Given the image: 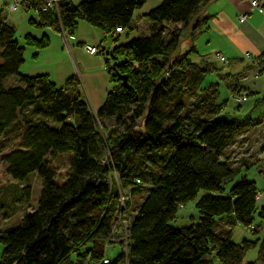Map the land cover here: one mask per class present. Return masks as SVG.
Instances as JSON below:
<instances>
[{"label":"trees","instance_id":"trees-1","mask_svg":"<svg viewBox=\"0 0 264 264\" xmlns=\"http://www.w3.org/2000/svg\"><path fill=\"white\" fill-rule=\"evenodd\" d=\"M211 1L159 0L145 14L148 32L140 33L132 20L145 0H60L59 14H30L29 22L72 35L84 19L112 37L108 51L98 45L108 52L112 87L96 113L76 76L60 86L48 73L22 72L25 44L48 41L27 34L21 43L0 8V159L19 182L32 173L43 179L37 207L0 232V264H264L263 192L228 153L261 118L240 112L248 95L238 84L228 82L233 107L218 101V81L203 83L210 70L235 74L223 52L182 47L206 25ZM113 167L118 181H110ZM20 189V200L30 203L32 186ZM143 189L127 240L117 239L121 195L129 196L128 209ZM201 189L198 215L175 222ZM237 225L248 237L236 239ZM113 246L120 247L115 256Z\"/></svg>","mask_w":264,"mask_h":264},{"label":"crops","instance_id":"crops-1","mask_svg":"<svg viewBox=\"0 0 264 264\" xmlns=\"http://www.w3.org/2000/svg\"><path fill=\"white\" fill-rule=\"evenodd\" d=\"M73 1L79 3L82 0ZM258 1L262 9L260 6L253 5L252 0H212L205 8V14L209 16L206 25L194 37L188 36L186 38L189 45H193L201 55H208L215 51L223 52L231 62L232 71L238 75L239 78L234 75L223 78L222 74L216 70H210L207 73L204 84L209 81L219 82L218 101L225 100L222 97V91L226 96L231 90L228 82L232 81L236 84L239 83L238 85L242 87L240 88L242 93L251 92L256 97L253 109L258 108L260 103L264 102V97H259L260 91H264V0ZM158 2L159 0H145L143 5L135 10L132 20L134 31L137 33L148 32L151 22L145 14ZM244 13H246V18L241 19L240 15ZM16 28L19 40L23 44H25L27 34H31L38 39L45 37L48 41V44L43 47L25 44V61L21 67L22 72L31 75L48 73L60 86L65 85L70 77L76 76L80 81V89L84 99L92 112L96 113L112 87L106 62L108 52L92 53L86 50L84 44H97L108 51L114 43L112 37L100 27L84 19L79 21L74 35L55 27L31 23L28 18ZM126 35L123 32L122 39H125ZM246 52L251 54L252 59L243 58V54ZM193 57L199 58L195 54ZM250 76L252 79H258V85L253 79V86H246V79ZM263 116L264 113H259L256 117L264 118ZM260 126L262 127L261 122L244 130L228 147L229 155H231L230 151L239 146L240 148L237 151L242 152L240 158L246 155V158H242L246 160L254 156L246 150L250 148L249 141L253 140L255 142L259 139L255 133ZM261 142L262 140H260V144ZM257 159L260 160V163L264 159V153L261 149L257 153ZM248 164H251V162H248ZM245 166L248 165L245 164ZM251 166L257 165L252 164ZM252 167L245 168V170L241 167L240 173H246L249 178L256 181L263 192L260 205H264V171L261 172L260 169L257 170ZM250 170H253L254 173H249ZM259 228L263 230L264 226ZM234 233L237 240L244 236L248 237L247 232L241 225L236 226ZM252 252H255V250ZM252 255H255V253H252Z\"/></svg>","mask_w":264,"mask_h":264},{"label":"rangeland","instance_id":"rangeland-1","mask_svg":"<svg viewBox=\"0 0 264 264\" xmlns=\"http://www.w3.org/2000/svg\"><path fill=\"white\" fill-rule=\"evenodd\" d=\"M4 4H5V0H0V8L3 7ZM4 10H5V13L7 14V21L16 25V26H20L29 17V15L32 13V10H26L23 7H19V9L15 10V11H9L4 7ZM186 32H187L186 29L183 30L182 35H185ZM188 46H189L188 40L184 39V41L182 42L183 49L186 50L188 48ZM0 48H1V46H0ZM230 68H232V66ZM233 75L236 76L237 78H239L238 75H236V73ZM240 76H241V73H240ZM253 79L251 76L249 78H247L246 79V86H248V87L253 86L254 80H255V83H257V85H258V79H254V80ZM237 87H239V85ZM230 94H231V90L226 94V96L224 95V93L222 91V97L224 99H229V102H230V104H232L233 107L237 106V102L234 99L230 98ZM247 95H248V99L243 101V103L241 105L242 107L240 109V112L243 114L251 113L252 116H257L259 113L260 114L264 113V102L260 103V106L258 108L253 109V104L255 102L256 97L253 96V94L251 92H247ZM259 97H264V91H262V90L260 91ZM190 101H191V99L189 98L188 104H190ZM29 107L30 108L33 107V104L30 105ZM22 117H23V115H22ZM106 122L110 123L111 121L107 120ZM260 122H261L262 127L261 126L258 127V129H256L257 131L255 133L256 136L259 137V139L255 140V142H253V140H251L253 143L251 141H249L248 144L250 145V148L248 150H246V152L252 153V154H254V156H252L251 158L247 157L250 159L243 160L242 158L243 157L246 158V155H244V156H242V158H240V155L242 154V152L237 151L240 148L239 146L237 148H235V150H232V151L229 150L231 152L230 156H232V159L235 160V165L240 167V171H241V167H243L245 170V168L247 169L248 166L252 167L251 166L252 164L257 165V166H253L252 167L253 169L256 168L257 170L260 169L259 171H261V172L264 171V159L262 160L261 163H260V160L257 159V153L259 152V149H260V140H262L263 135H264V120L261 118ZM110 154H111V152L108 153L106 160H107V162L112 163L113 160H112ZM246 162H251V164H247ZM254 162H256V163H254ZM245 164H247L248 166H245ZM247 171H249V170H247ZM249 173L252 174V173H254V171L250 170ZM111 180L112 181H118L119 180V175H118L117 169L115 167H113L111 170L110 181ZM25 183H29L32 186V190H33L32 199H31L30 203H28V204L23 203L20 200V192H21L20 188ZM42 183H43L42 177H40L37 174H33V173L30 174L24 181H21V182L13 179L7 173L6 165L0 159V232L4 233L8 229L18 225V223L21 222V219L26 212L31 211L37 207L38 197H39L40 192H41ZM145 191H146V189H143L142 191L136 192L133 199H132L131 207L128 208L126 211H121L120 218H119L118 222H119V224H122V225L120 226L121 229H119V231L117 233L118 236H115L117 239L127 240V236L125 233V231L127 229L126 228L124 229V226H125L124 222H125V220L129 219V216L135 215V213L138 209L139 203L142 201L143 197L145 196ZM204 191H205L204 189H201L198 196H196L194 199H191L187 204H185L184 206L181 207V210L179 211L175 222H178L179 224L187 223L188 221L192 220L193 218H195V216L198 215L196 203H197L198 197ZM123 195L126 196V193H123L121 195V197ZM262 196H263V193H262ZM191 214H193V215H191ZM258 222H259V219H258ZM222 224L225 227H227V224H224V223H222ZM260 226H264V221H262L260 223L259 227ZM3 246H4V244L2 242H0V258L2 255ZM119 250H120V247L113 246V247L109 248V254L111 256H115L119 252Z\"/></svg>","mask_w":264,"mask_h":264},{"label":"built area","instance_id":"built-area-1","mask_svg":"<svg viewBox=\"0 0 264 264\" xmlns=\"http://www.w3.org/2000/svg\"><path fill=\"white\" fill-rule=\"evenodd\" d=\"M59 1L60 0H5V4L3 7H5L9 11H15V10L19 9V7H25L28 10H32L31 15H33V16H38L41 11H51V10H56L59 14ZM252 4L260 6V8L262 9V6L258 0H252ZM240 18L245 19L246 13L241 14ZM122 30L123 29L121 27H118L116 31L120 32ZM63 31L65 32V30H63ZM84 47L86 48V50H88L92 53H98V54L102 53L100 47L97 44L85 43ZM217 57H218V59L225 61V57L222 53L218 52ZM245 57L251 58L252 56L249 52H246ZM236 98L238 100H242L244 98V96L236 95ZM128 197L129 196L127 194H126V196L123 195L121 197V211L127 210V207L125 205V200ZM258 197H260V195H258ZM128 223H129V220L128 219L125 220L124 229L126 228L128 230ZM127 230L125 231L126 234H127ZM105 261H107V259H105Z\"/></svg>","mask_w":264,"mask_h":264},{"label":"water","instance_id":"water-1","mask_svg":"<svg viewBox=\"0 0 264 264\" xmlns=\"http://www.w3.org/2000/svg\"><path fill=\"white\" fill-rule=\"evenodd\" d=\"M121 76L124 78L123 83H124L125 85H128V83H127V75L122 74Z\"/></svg>","mask_w":264,"mask_h":264}]
</instances>
